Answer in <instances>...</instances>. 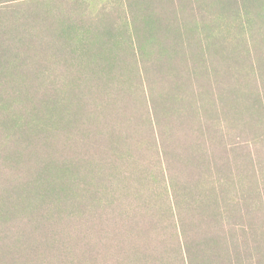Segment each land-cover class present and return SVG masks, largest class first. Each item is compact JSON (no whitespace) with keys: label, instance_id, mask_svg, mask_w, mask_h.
Wrapping results in <instances>:
<instances>
[{"label":"rangeland","instance_id":"rangeland-1","mask_svg":"<svg viewBox=\"0 0 264 264\" xmlns=\"http://www.w3.org/2000/svg\"><path fill=\"white\" fill-rule=\"evenodd\" d=\"M0 264H264V0H0Z\"/></svg>","mask_w":264,"mask_h":264}]
</instances>
